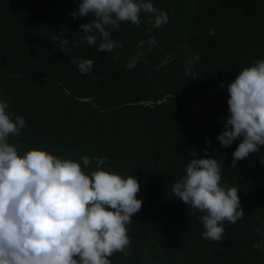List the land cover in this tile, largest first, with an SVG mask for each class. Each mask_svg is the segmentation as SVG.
Here are the masks:
<instances>
[{"label":"trees","instance_id":"1","mask_svg":"<svg viewBox=\"0 0 264 264\" xmlns=\"http://www.w3.org/2000/svg\"><path fill=\"white\" fill-rule=\"evenodd\" d=\"M80 2L0 0V98L27 124L9 143L20 154L35 148L75 160L88 174L96 165L84 167L83 156L108 157L103 170L135 175L143 205L127 225V255L115 253L111 264H264V250L253 247L264 243V146L232 168L242 138L229 147L217 139L228 84L264 60V0H151L168 23L153 28L155 14L142 9L139 26L122 22L112 32L122 45L112 53L99 51V34L96 46L83 41L80 25L93 17H72ZM57 36L69 39L68 54ZM149 36L152 50L138 48ZM138 51L145 56L129 70ZM73 58L92 59L90 73L81 75ZM199 158L217 159L221 185L238 189L245 212L225 222L219 242L202 237L205 213L191 215L172 193Z\"/></svg>","mask_w":264,"mask_h":264},{"label":"clouds","instance_id":"2","mask_svg":"<svg viewBox=\"0 0 264 264\" xmlns=\"http://www.w3.org/2000/svg\"><path fill=\"white\" fill-rule=\"evenodd\" d=\"M142 9L155 14L153 28L168 23L167 12L159 11L151 0H81L71 15L74 19L92 16L90 23L80 25L83 41L96 46L99 34V51L112 53L122 46L112 32L122 22L139 26ZM56 39L59 50L68 54L69 39ZM145 44L151 51L155 37L141 40L138 48ZM144 56V51L136 52L128 69ZM172 59L162 60L157 70ZM71 62L81 75L89 74L94 63L78 58ZM227 88L229 115L217 139L222 147H229L242 138L232 153L235 168L264 146V60L244 67ZM8 109L0 98V264H111L109 258L115 253L127 255L131 243L127 225L143 205L137 198L140 183L135 175L103 170L108 157L83 156L84 167L96 165L88 174L81 163L47 150L34 148L20 154V144L9 143V136H21L27 124ZM206 143L211 145V140ZM221 167L215 158L191 159L185 174L172 185L173 195L188 205L191 215L205 213L200 217L202 237L217 242L223 240L225 222L235 224L245 215L238 189L221 185ZM253 247L264 250V243Z\"/></svg>","mask_w":264,"mask_h":264}]
</instances>
